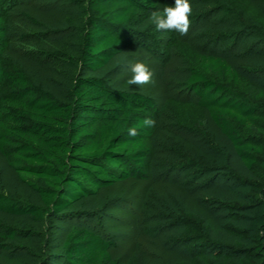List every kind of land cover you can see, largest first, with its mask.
<instances>
[{
    "label": "trees",
    "instance_id": "obj_1",
    "mask_svg": "<svg viewBox=\"0 0 264 264\" xmlns=\"http://www.w3.org/2000/svg\"><path fill=\"white\" fill-rule=\"evenodd\" d=\"M33 1L0 0V155L19 177L42 183L29 184L41 206L18 205L0 194V213L65 221L85 214L84 203L100 191L150 180L155 137L162 124L155 101L142 92L109 85L96 75L132 47L152 51L158 39L152 41L150 32L154 38L167 35L173 39L175 31L157 30L150 16L154 11L162 14L175 0H69L86 13L79 51L81 72L71 78L63 100L51 95L11 58L16 45H30L19 39L22 31L13 10ZM26 32V38H43L41 33ZM188 72L185 88L208 117L196 119L193 128L205 131L210 120L227 146L220 157L226 177L237 187L254 188L247 199L234 191L224 192V201L239 212L241 225H217L216 216L225 206L218 201L212 207L215 214L206 215L213 218L211 223L200 217L205 233L192 251L203 257L214 254L210 264H264V145L258 144L260 137L246 138L240 132L260 128L264 112V105L257 101L264 98L256 82L260 73L250 71L245 77L225 56L214 53H201L197 67ZM146 118L155 120L156 126H143ZM131 127L137 128V136L128 135ZM187 169L182 164L169 168L165 179L173 182L175 174ZM200 179L196 175L193 182ZM199 184L196 190L201 188ZM21 237L25 232L0 227V260ZM63 244L62 264H117L112 254L114 242L88 228L74 226ZM187 244L189 241L182 242ZM135 261L144 264L141 253L135 255Z\"/></svg>",
    "mask_w": 264,
    "mask_h": 264
},
{
    "label": "rangeland",
    "instance_id": "obj_2",
    "mask_svg": "<svg viewBox=\"0 0 264 264\" xmlns=\"http://www.w3.org/2000/svg\"><path fill=\"white\" fill-rule=\"evenodd\" d=\"M190 4L193 10L187 35L175 32L173 39L167 35L154 38V32H150L152 41L158 39L152 51L132 47L96 75L109 85L142 92L155 101L162 124L155 137L156 158L150 180L100 191L84 203L85 214L70 220L50 216L38 221L0 213L1 228L25 232L0 264H62V245L74 226L113 241L117 264H136L137 253H141L144 264H210L214 254L203 257L191 248L205 233L200 219L206 221L210 211L215 214L212 207L220 201L225 206L216 216L220 220L217 225H241L239 212L224 201V192L234 191L247 199L254 188L237 187L226 177L220 157L227 146L210 120L205 131L193 128L196 119L208 117L184 83L189 68L197 67L199 55L214 53L225 56L245 77L250 71L260 73L256 82L264 91V0H190ZM85 13L69 0H35L13 10L22 31L19 39L30 41V45H16L11 58L57 99L66 97L71 78L81 72L79 51ZM26 30L41 33L43 38H26ZM138 61L148 65L154 83L143 87L127 84L130 65ZM257 101L264 105L263 96ZM261 117L258 131L240 132L246 138L260 137L258 144L264 145V112ZM161 163L167 170L157 167ZM214 163L216 168L212 167ZM180 164L188 169L175 174L173 182L167 181L164 173ZM196 175L201 179L194 183ZM31 183L42 185L37 179L19 177L0 155V194L18 205L41 206ZM198 184L202 186L196 190ZM218 185L224 187L218 189ZM208 220L211 223L213 218ZM184 241L189 244L182 245Z\"/></svg>",
    "mask_w": 264,
    "mask_h": 264
},
{
    "label": "clouds",
    "instance_id": "obj_3",
    "mask_svg": "<svg viewBox=\"0 0 264 264\" xmlns=\"http://www.w3.org/2000/svg\"><path fill=\"white\" fill-rule=\"evenodd\" d=\"M190 0H175L174 6H166L162 14L160 12H152L150 22L153 23L157 30L175 31L180 36H185L189 32L190 20L189 15L192 12ZM131 72L127 84L130 86L143 87L154 83L153 72L144 62H135L130 65ZM142 125L146 127H155L156 121L151 118H146L142 121ZM138 130L136 127L128 129V135L131 137L137 136Z\"/></svg>",
    "mask_w": 264,
    "mask_h": 264
}]
</instances>
